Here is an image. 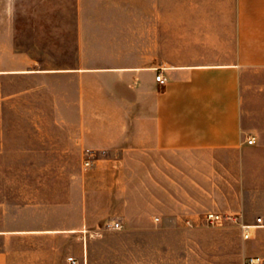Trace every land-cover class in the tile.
<instances>
[{
	"label": "crops",
	"instance_id": "0c3cea01",
	"mask_svg": "<svg viewBox=\"0 0 264 264\" xmlns=\"http://www.w3.org/2000/svg\"><path fill=\"white\" fill-rule=\"evenodd\" d=\"M27 13L33 49L13 43L0 75L56 90L92 162L129 173L146 205L251 225L245 254L264 264V0H40ZM7 210L0 237L84 232Z\"/></svg>",
	"mask_w": 264,
	"mask_h": 264
},
{
	"label": "rangeland",
	"instance_id": "374dc122",
	"mask_svg": "<svg viewBox=\"0 0 264 264\" xmlns=\"http://www.w3.org/2000/svg\"><path fill=\"white\" fill-rule=\"evenodd\" d=\"M14 1L21 13H12V0H0V59L13 43L33 49L27 11L40 0ZM33 84L0 75V225L3 207L12 219L23 205L25 217L50 216L59 227L84 221L85 227L0 237L8 264H242L248 257L237 222L206 221L202 204L196 211L148 206L145 190L130 188L129 173L117 174L101 161L84 166L76 127L65 125L75 111L54 108L61 104L53 100L56 90L23 89Z\"/></svg>",
	"mask_w": 264,
	"mask_h": 264
},
{
	"label": "built area",
	"instance_id": "2783aa9c",
	"mask_svg": "<svg viewBox=\"0 0 264 264\" xmlns=\"http://www.w3.org/2000/svg\"><path fill=\"white\" fill-rule=\"evenodd\" d=\"M155 79L157 81H159L160 83L164 82V79L161 77V74L156 75ZM246 143H248V144L255 143V138L253 136L247 137ZM84 155H85L84 166H86V167L90 166V164L92 163L91 158L93 157V153L89 150H86ZM204 219L208 222H211V223L221 224L223 221H227V220L233 221L234 217L232 215H225V214L214 212V211H208L205 213ZM260 219L261 218L258 217L257 221H260ZM250 226L251 225H246V224H242L240 226V228L242 230V236L244 239L249 237ZM112 227L118 229L121 227V224H120V222L116 221V222L112 223ZM68 259L72 263L76 262V260L73 257H69ZM262 263H263V259L259 256H248L242 262V264H262Z\"/></svg>",
	"mask_w": 264,
	"mask_h": 264
}]
</instances>
